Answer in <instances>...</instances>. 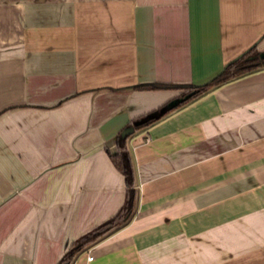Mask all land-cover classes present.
I'll return each mask as SVG.
<instances>
[{
	"label": "crops",
	"instance_id": "obj_1",
	"mask_svg": "<svg viewBox=\"0 0 264 264\" xmlns=\"http://www.w3.org/2000/svg\"><path fill=\"white\" fill-rule=\"evenodd\" d=\"M260 17L264 0H0V264L32 241L55 264L122 206L101 145L175 94L123 87L208 74ZM126 138L131 216L69 264H264V65Z\"/></svg>",
	"mask_w": 264,
	"mask_h": 264
},
{
	"label": "trees",
	"instance_id": "obj_2",
	"mask_svg": "<svg viewBox=\"0 0 264 264\" xmlns=\"http://www.w3.org/2000/svg\"><path fill=\"white\" fill-rule=\"evenodd\" d=\"M262 65H264V60L257 62H248V61L244 62L237 59L233 61L230 65H228L225 68V70L222 72V74L216 77V79H214L211 83L201 86L200 88H195L192 85H179L175 83H170V82L165 83L161 81L138 83V85L134 86V88L142 89V90H154V89H169L173 87L184 88L185 86H189L190 90L195 91V93L192 96L186 99L189 100L201 95V93L205 92L207 88L210 86L231 80V78L236 77L237 75L244 74L247 71L253 68L260 67ZM151 122L152 121H148L147 123L140 124L139 126H135V129H138L140 128V126L149 124ZM106 152L111 158L116 169H118L124 177V184H126L124 203L116 212L111 214L109 218L96 224V226H94L92 229L86 231L80 237L73 240L69 245V247L67 248L68 250L66 254L56 264H62L66 262L69 264V262L75 256V254H77V252H79L82 249V247L96 241L98 238L107 234L113 228L123 225L124 223L127 222V221L123 222L124 218L127 217L128 215V219H129V217L131 216L136 201L135 200L136 189L134 184V171L130 163L129 153L127 152V148H126V143L124 142L118 144L114 152L110 150H106Z\"/></svg>",
	"mask_w": 264,
	"mask_h": 264
},
{
	"label": "water",
	"instance_id": "obj_3",
	"mask_svg": "<svg viewBox=\"0 0 264 264\" xmlns=\"http://www.w3.org/2000/svg\"><path fill=\"white\" fill-rule=\"evenodd\" d=\"M250 25H257V26H261V24H264V17L260 19H251V21H249ZM243 46L240 48V50H238V52H235L233 54L230 55V57L228 59H226L225 61H223L219 66H217L214 70H212L211 72H209L206 75L200 76V78L198 79H193V80H185V81H161V82H165V83H175V84H179V85H192L195 88H200L201 86L207 85L209 83H211L214 79H216V77H218L220 74H222V72L225 70V68L230 65L233 61L241 58L243 55H245L248 51H250L253 47L256 48V51L253 53H249L246 55L247 59H252L254 57H256L258 55L257 52H259V56L264 57V30L261 31V33L258 34V36L256 38H254L253 40H251L248 43H244L242 44ZM141 83H148V82H141ZM138 84H131V85H126V87L123 88H129V89H133L134 86H136ZM116 88H121V87H114V88H110L109 86L107 87H101L99 89H96V92L98 93V91L103 92V91H107L110 89H116ZM195 93L194 90H191L187 93H185V95L181 96L178 94H174L171 95L168 99H166L165 101H163L162 103H160L159 105H157L154 109H151L147 112L142 113V115H140V117L138 119H134L132 121V123H127L125 124L120 130H117L116 132H114L109 139L105 140L102 143V147H104L106 150H108L109 145L111 144H121L124 143L126 141V137H128L129 135H131L134 131H135V126H139L140 124H144L147 123L148 121H154L157 118H160L161 116L167 114L168 112H170L171 109L179 106V104H181L182 102H185V100L187 98H189L190 96H192ZM76 159H74L73 161H75ZM128 219V215L127 217L124 218L123 222H126ZM75 240V239H74ZM72 242V241H71ZM71 242L67 245L66 250L60 255V257L58 258V260L56 261V263L66 254L67 252V248L69 247V245L71 244ZM31 252L28 258V263L27 264H34L35 262V241H32V245H31ZM15 263L16 264H21V261L19 260V258L15 259ZM62 264H68L66 263H62Z\"/></svg>",
	"mask_w": 264,
	"mask_h": 264
},
{
	"label": "flooded vegetation",
	"instance_id": "obj_4",
	"mask_svg": "<svg viewBox=\"0 0 264 264\" xmlns=\"http://www.w3.org/2000/svg\"><path fill=\"white\" fill-rule=\"evenodd\" d=\"M255 51H256V48L253 47L250 51H248L245 55H243V56H242L241 58H239L238 60H240V61H244V62H246V61H248V62H257V61H262V60H264V57L259 56V52H257L258 55H257L256 57L252 58V59H247V58H246V55H247V54H249V53H253V52H255ZM185 93H187V90H185V92H183V93H179V95L183 96V95H185ZM140 115H142V114H140ZM140 115L137 116V117H134V118L130 119L129 121H127V123H132V121H133L134 119H138V118L140 117ZM127 123H126V124H127ZM1 189H2V188H0V190H1Z\"/></svg>",
	"mask_w": 264,
	"mask_h": 264
},
{
	"label": "rangeland",
	"instance_id": "obj_5",
	"mask_svg": "<svg viewBox=\"0 0 264 264\" xmlns=\"http://www.w3.org/2000/svg\"><path fill=\"white\" fill-rule=\"evenodd\" d=\"M171 89H173L174 91H175V93L176 94H178V93H183V92H185V90H187V91H189L190 89H189V86H185L184 88L183 87H173V88H171ZM191 91V90H190ZM153 122V121H152ZM143 126V125H142ZM141 127V126H140ZM139 129V128H138ZM136 130V129H135ZM111 150H114L113 148L111 149ZM56 264V263H55Z\"/></svg>",
	"mask_w": 264,
	"mask_h": 264
},
{
	"label": "built area",
	"instance_id": "obj_6",
	"mask_svg": "<svg viewBox=\"0 0 264 264\" xmlns=\"http://www.w3.org/2000/svg\"><path fill=\"white\" fill-rule=\"evenodd\" d=\"M87 259H88V260L92 259V256H91V255H88V256H87Z\"/></svg>",
	"mask_w": 264,
	"mask_h": 264
}]
</instances>
